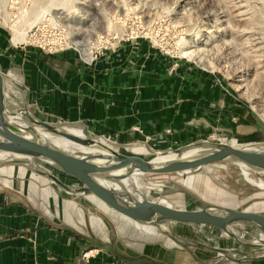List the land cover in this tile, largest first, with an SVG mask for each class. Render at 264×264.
Masks as SVG:
<instances>
[{"label":"crops","instance_id":"crops-1","mask_svg":"<svg viewBox=\"0 0 264 264\" xmlns=\"http://www.w3.org/2000/svg\"><path fill=\"white\" fill-rule=\"evenodd\" d=\"M0 65L26 87L32 114L83 124L124 152L147 154L149 148L164 149L221 130L247 143L261 141L253 133L262 134L263 123L220 76L188 60L148 51L143 41H122L87 60L73 48H16L0 35ZM10 87L15 94L17 88ZM51 141L64 149L74 144L64 138ZM3 154L0 264H264V258L253 259L264 255V247L241 244L215 226L179 223L169 231L137 222L91 192L64 187L61 183L76 188L81 182L51 164L33 158L17 162ZM231 229L245 240L264 239L249 221Z\"/></svg>","mask_w":264,"mask_h":264},{"label":"rangeland","instance_id":"rangeland-1","mask_svg":"<svg viewBox=\"0 0 264 264\" xmlns=\"http://www.w3.org/2000/svg\"><path fill=\"white\" fill-rule=\"evenodd\" d=\"M15 26L34 41L16 42ZM34 27H38L37 32H33ZM111 33L116 36L94 48L93 54L116 47L122 41L135 40L143 41L148 51L188 60L220 76L263 123L264 138V0H0V35L16 48L64 38L94 45L100 35L105 37ZM50 36L62 37L47 38ZM71 44L70 48L85 58L82 50ZM182 47L195 49L198 56L195 59L182 56ZM14 92L20 100L21 91ZM208 133L201 138L209 137ZM215 135L221 141L247 143V138H235L229 130L217 131ZM57 139L60 137H52L53 141ZM65 149L81 150L75 143ZM3 155L12 159L10 155ZM150 174L127 177L128 187L143 193L147 199L186 209L214 203L264 211V187L249 182L241 168L232 162H221L184 175ZM247 176L258 181L252 174ZM177 225L174 222L162 227L175 231Z\"/></svg>","mask_w":264,"mask_h":264},{"label":"water","instance_id":"water-1","mask_svg":"<svg viewBox=\"0 0 264 264\" xmlns=\"http://www.w3.org/2000/svg\"><path fill=\"white\" fill-rule=\"evenodd\" d=\"M12 79L0 65V153L12 156L17 162H27L26 158L35 157L51 164L81 182L80 186L71 188L49 174L64 187L91 192L110 208L137 222L161 227L174 222L208 224L221 229L241 244L264 247V239L245 240L231 229L232 224L249 221L264 233L263 212L214 203H206L199 209H186L161 200L147 199L143 193L124 184L121 188L110 184H121L132 174L184 175L221 162H232L241 168L249 182L264 187V140L233 144L201 138L176 148H149L151 155L128 153L78 122L48 121L35 116L27 107L26 87ZM13 85L22 91L20 100L10 90ZM7 97L17 104L10 106ZM66 124L82 125L85 135L71 132ZM50 136L69 138L90 150L68 151L53 143ZM249 174L256 176L262 184L248 177ZM260 258L264 255L253 257Z\"/></svg>","mask_w":264,"mask_h":264},{"label":"bare ground","instance_id":"bare-ground-1","mask_svg":"<svg viewBox=\"0 0 264 264\" xmlns=\"http://www.w3.org/2000/svg\"><path fill=\"white\" fill-rule=\"evenodd\" d=\"M15 39H16V42H30V41H34V38H32V37H29L28 38V36H27V32H25V31H22V30H20V29H18V27H16L15 26ZM116 35H113L112 33H111V35H109V36H102V35H100L99 37H98V39H97V42H95L94 43V45H92V44H88V43H85V42H83V41H80V40H75V39H73V38H70V39H66V38H64V40H61V39H59V40H57V41H54V42H45V44L46 43H48V44H51V46L52 45H55V46H60V45H62V46H65V45H69V44H71V43H74L78 48H80L81 50H82V53H83V55L85 56V58L87 59V60H91L92 59V57H93V50H94V48H97L100 44H102V43H104V42H109L110 40H111V38L113 39L114 37H115ZM35 42H37L36 40H35ZM41 43H44V42H41ZM181 53H182V56H184V57H187V58H189V59H195L197 56H198V52L195 50V49H187V48H184V47H182V49H181ZM202 56V55H201ZM199 58V57H198ZM200 59H202V58H200ZM201 62H203V61H201ZM12 81H13V79H12ZM17 89H19L18 88V86H15ZM67 125V127L69 128V130L71 131V132H73V133H75V134H77L75 131H73V130H71V129H79L80 131H82L83 132V134H78V135H81V136H84L85 134H84V131H83V126L82 125H76V126H74V125H69V124H66ZM51 137H60V138H64V139H66V140H68V141H70V142H73V143H75V144H77V145H79L78 143H76V142H74V141H72L71 139H69V138H66V137H63V136H50L49 137V139L51 140ZM79 147H81V148H83L82 150H79V151H83V152H88V150H90L89 148H87V147H84V146H82V145H79ZM13 158V157H12ZM14 158H24L23 156H14ZM138 175H140V174H132V175H130L129 177H137ZM256 181V180H255ZM259 184H262V182L261 181H257ZM122 184H124V185H126V186H128L127 185V181H126V178L125 179H123L122 180V183L120 184V185H122Z\"/></svg>","mask_w":264,"mask_h":264},{"label":"built area","instance_id":"built-area-1","mask_svg":"<svg viewBox=\"0 0 264 264\" xmlns=\"http://www.w3.org/2000/svg\"><path fill=\"white\" fill-rule=\"evenodd\" d=\"M38 27H34L33 28V32L35 31V32H37V29ZM60 32H62L61 30H60ZM62 35H63V33H62ZM62 36H50V37H47V38H61ZM47 38H44V39H42V40H45V39H47ZM37 46L36 47H39L40 49H42V50H44V51H49V52H54V51H59V50H63V49H66V48H70V47H72L73 45L72 44H69V45H65V46H62V45H60V46H55V45H52L51 46V44H48V43H41V42H38L37 44H36ZM80 53V52H79ZM80 55L82 56V54L80 53ZM95 56V54H93V57ZM92 57V58H93ZM216 132H212V133H210L209 134V137H207L208 139H211V140H217V141H221L219 138L220 137H216ZM225 142H227V141H225ZM206 225H208V224H206ZM88 249L87 250H85L84 252H83V255H87L88 254Z\"/></svg>","mask_w":264,"mask_h":264},{"label":"trees","instance_id":"trees-1","mask_svg":"<svg viewBox=\"0 0 264 264\" xmlns=\"http://www.w3.org/2000/svg\"><path fill=\"white\" fill-rule=\"evenodd\" d=\"M253 136L255 137V140H262V139H264L263 136H262V134L259 133V132H254L253 133ZM152 174L162 175L161 173H152ZM167 174H169V173H167Z\"/></svg>","mask_w":264,"mask_h":264}]
</instances>
